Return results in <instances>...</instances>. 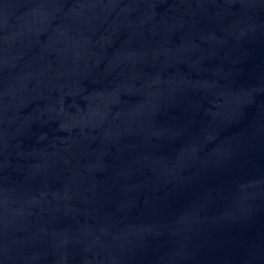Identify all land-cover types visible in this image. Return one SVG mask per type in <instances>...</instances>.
Returning <instances> with one entry per match:
<instances>
[{
    "label": "water",
    "instance_id": "1",
    "mask_svg": "<svg viewBox=\"0 0 264 264\" xmlns=\"http://www.w3.org/2000/svg\"><path fill=\"white\" fill-rule=\"evenodd\" d=\"M0 264H264V0H0Z\"/></svg>",
    "mask_w": 264,
    "mask_h": 264
}]
</instances>
